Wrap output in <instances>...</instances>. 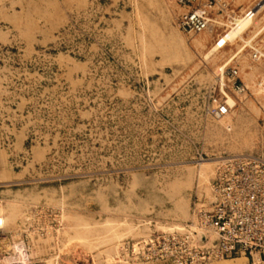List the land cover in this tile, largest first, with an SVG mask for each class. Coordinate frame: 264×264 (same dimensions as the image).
I'll return each mask as SVG.
<instances>
[{"label":"rangeland","instance_id":"1","mask_svg":"<svg viewBox=\"0 0 264 264\" xmlns=\"http://www.w3.org/2000/svg\"><path fill=\"white\" fill-rule=\"evenodd\" d=\"M217 3L189 37L176 0H0V256L18 242L30 264H173L120 247L189 221L219 158L264 156V0ZM250 11L249 43L212 51ZM228 67L245 92L214 122Z\"/></svg>","mask_w":264,"mask_h":264},{"label":"built area","instance_id":"2","mask_svg":"<svg viewBox=\"0 0 264 264\" xmlns=\"http://www.w3.org/2000/svg\"><path fill=\"white\" fill-rule=\"evenodd\" d=\"M176 4L182 10L176 26L189 37L208 30L210 16L219 7L217 0H176ZM253 16L250 11L244 18ZM252 56L255 61H264L260 51ZM223 69L219 75V95L213 96L212 103L204 108L205 118L212 121L235 108L228 103L226 91L234 95L245 92L237 68ZM261 123L264 127V113ZM203 161L200 156L196 163ZM210 187L211 200L199 201L189 221L123 243L121 252L130 261L140 263L169 260L173 264H209L238 257L264 263V156L251 153L219 158ZM1 226L0 221V229Z\"/></svg>","mask_w":264,"mask_h":264},{"label":"bare ground","instance_id":"3","mask_svg":"<svg viewBox=\"0 0 264 264\" xmlns=\"http://www.w3.org/2000/svg\"><path fill=\"white\" fill-rule=\"evenodd\" d=\"M253 11L258 13L257 9H255ZM251 23H250V19H248V18L247 19L243 18V19L234 20V23L231 25V27L225 32V34L221 38H219L216 41V43L214 44V48H212V51H214L215 48L216 49L223 48L228 42H233L235 39H238V38L243 41L244 45L245 44L247 45L249 43V41H246V40L244 41L241 38V35L243 33H245L246 31H248ZM249 40H251V39H249ZM242 49H243V46L237 47L236 52L234 54H232L228 60H226V63L224 64V66L222 68L227 66L239 53H241ZM228 103L230 105L234 104L236 106L235 101L232 100V98L230 99V97H228ZM230 114H232V113H230ZM230 114L220 118L219 120L231 116ZM218 121L216 120L214 122H218ZM207 164L208 163L204 162V161H203V163H200V168L198 170V180H199L200 184H202L206 181L205 175L208 171V165ZM211 198H212V192H211V187H210V200H211ZM4 220L6 222L7 218L4 219V218H2V216H0V221H1V225H2L0 230L4 229ZM28 258L29 257H27V255H26V249H25L24 245L22 243L13 242V244H9L7 246V249L5 250L4 254H2L0 256V264H30V262L28 261Z\"/></svg>","mask_w":264,"mask_h":264}]
</instances>
